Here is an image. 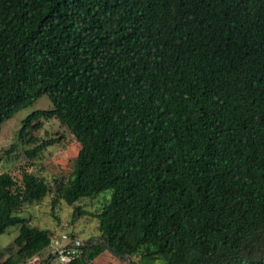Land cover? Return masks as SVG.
Wrapping results in <instances>:
<instances>
[{"label":"trees","instance_id":"trees-1","mask_svg":"<svg viewBox=\"0 0 264 264\" xmlns=\"http://www.w3.org/2000/svg\"><path fill=\"white\" fill-rule=\"evenodd\" d=\"M43 94L54 107L24 118L18 141L36 158L61 137L33 132L57 118L81 148L53 191L31 161L0 173V234L20 225L0 264L54 263L55 233L18 215L23 205L109 189L97 213L74 207L100 235L68 264L105 250L264 264V0H0V131Z\"/></svg>","mask_w":264,"mask_h":264},{"label":"rangeland","instance_id":"rangeland-1","mask_svg":"<svg viewBox=\"0 0 264 264\" xmlns=\"http://www.w3.org/2000/svg\"><path fill=\"white\" fill-rule=\"evenodd\" d=\"M54 104L47 94H43L28 106L20 109L9 119L4 121L0 131V156L4 157L0 160V173L9 171L19 176L21 167L25 163L31 161L33 164L29 170L46 179L51 189L55 188L56 180H67L75 166V160L81 148V144L71 133L67 126L63 125L57 118L44 119L43 126L39 130L33 132L37 136L39 143L44 139L61 137L54 145L47 147L36 158H31L27 153L28 149L33 147L23 145L18 141V132L22 127L24 118L30 113L40 109H51ZM16 143V150L10 154L6 150ZM54 192L49 193L41 201L27 203L23 205L18 215L22 218L30 220L32 225L40 228H46L60 235L63 232L75 233L76 237L85 241L90 237H99V222L96 216L92 214L73 215L74 207L80 206L82 210L97 213L110 201L111 190L100 192L97 196L83 197L74 204H69L61 199L58 204L52 208V196ZM20 225L10 226L4 233L0 234V253L2 258H6L12 251L16 249L14 244L15 238L19 235ZM51 252L48 246L45 250L46 255ZM40 257L42 255H36ZM94 264H165L163 260L148 262L141 255H135L130 259L120 258L113 254L110 250H105L97 256ZM22 264H39L34 257L28 259ZM53 264H59L55 259Z\"/></svg>","mask_w":264,"mask_h":264},{"label":"built area","instance_id":"built-area-1","mask_svg":"<svg viewBox=\"0 0 264 264\" xmlns=\"http://www.w3.org/2000/svg\"><path fill=\"white\" fill-rule=\"evenodd\" d=\"M85 242L78 237H72L69 233L63 232L60 235H53L49 247V253L58 260L59 264H68L79 257L84 251ZM40 256V255H39ZM40 264L41 257H34Z\"/></svg>","mask_w":264,"mask_h":264}]
</instances>
